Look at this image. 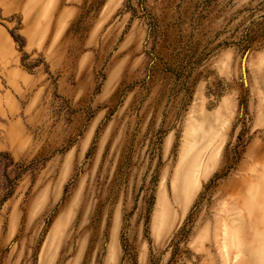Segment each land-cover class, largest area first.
<instances>
[{
  "label": "rangeland",
  "instance_id": "374dc122",
  "mask_svg": "<svg viewBox=\"0 0 264 264\" xmlns=\"http://www.w3.org/2000/svg\"><path fill=\"white\" fill-rule=\"evenodd\" d=\"M0 28V264H264V0H0Z\"/></svg>",
  "mask_w": 264,
  "mask_h": 264
},
{
  "label": "crops",
  "instance_id": "0c3cea01",
  "mask_svg": "<svg viewBox=\"0 0 264 264\" xmlns=\"http://www.w3.org/2000/svg\"><path fill=\"white\" fill-rule=\"evenodd\" d=\"M11 43H13L11 37L0 28V46H3L2 52L7 55V57H11V60H14L15 57L12 51Z\"/></svg>",
  "mask_w": 264,
  "mask_h": 264
},
{
  "label": "water",
  "instance_id": "95a60500",
  "mask_svg": "<svg viewBox=\"0 0 264 264\" xmlns=\"http://www.w3.org/2000/svg\"><path fill=\"white\" fill-rule=\"evenodd\" d=\"M242 71H243V73H244L243 63H242Z\"/></svg>",
  "mask_w": 264,
  "mask_h": 264
},
{
  "label": "trees",
  "instance_id": "16d2710c",
  "mask_svg": "<svg viewBox=\"0 0 264 264\" xmlns=\"http://www.w3.org/2000/svg\"><path fill=\"white\" fill-rule=\"evenodd\" d=\"M13 38H14V39H16V37H15V36H13Z\"/></svg>",
  "mask_w": 264,
  "mask_h": 264
}]
</instances>
